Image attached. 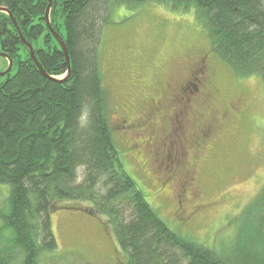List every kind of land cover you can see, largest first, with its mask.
<instances>
[{
    "label": "trees",
    "instance_id": "trees-1",
    "mask_svg": "<svg viewBox=\"0 0 264 264\" xmlns=\"http://www.w3.org/2000/svg\"><path fill=\"white\" fill-rule=\"evenodd\" d=\"M143 1L52 0L48 18L68 66L46 26L48 0H0L11 15L0 12V52L15 66L0 84V184L9 191L0 210V264H39L55 251L50 219L63 206L106 218L125 264H260L237 246L216 254L171 230L119 158L102 85V25L109 3ZM155 1L192 11L210 52L237 75L264 82V0ZM20 35L55 79L39 72ZM252 206L264 209V188Z\"/></svg>",
    "mask_w": 264,
    "mask_h": 264
},
{
    "label": "rangeland",
    "instance_id": "rangeland-1",
    "mask_svg": "<svg viewBox=\"0 0 264 264\" xmlns=\"http://www.w3.org/2000/svg\"><path fill=\"white\" fill-rule=\"evenodd\" d=\"M109 6L108 19L102 25L100 66L109 102L112 137L125 171L149 205L182 238L210 248L216 254H229L237 246L264 264V209L260 211L252 206L264 188L262 78L237 75L215 54L212 56L218 62L213 57L208 59L207 63L214 68L218 88L212 94L213 106L221 110L223 104L239 97L242 111L222 127L215 145L209 150L211 143L206 144L207 151L194 160L193 180L185 189L186 201L182 207L189 219L183 221L176 212V202L182 200L178 196L181 195L179 174L176 171L165 174L163 166L154 169L147 154L159 140H165L168 149L170 143L180 147L181 141L186 149L185 156L192 160L190 143L185 142L184 137L178 140L172 135L178 125H173L172 132L166 128L164 139L163 136L159 138V133L149 134L133 128L134 133L127 132V144L117 127L123 118L130 123L141 120L143 107L140 108L134 98L137 96L138 102L142 100L144 84L149 85L154 78L163 82L169 64L179 60L186 62L190 54L210 51L207 33L195 21L192 11H172L170 5L155 0L111 2ZM7 66L8 62L6 64L0 57V72L6 71ZM10 73H15V66ZM2 82L4 79L0 77V84ZM151 98L156 103L155 97ZM177 98L182 102L177 107L182 106L184 112L183 97ZM195 98L191 97L193 105ZM147 102L143 100L142 105ZM193 115L198 117L195 112ZM140 153L145 154L144 159L139 157ZM8 193V187L0 184L1 211L7 206ZM256 212L261 216H256ZM50 220L57 249L43 253L39 264L126 263V256L119 249L106 218L90 215L74 206H63L51 214Z\"/></svg>",
    "mask_w": 264,
    "mask_h": 264
},
{
    "label": "flooded vegetation",
    "instance_id": "flooded-vegetation-1",
    "mask_svg": "<svg viewBox=\"0 0 264 264\" xmlns=\"http://www.w3.org/2000/svg\"><path fill=\"white\" fill-rule=\"evenodd\" d=\"M212 55L213 53L210 51L190 54L186 62L179 60L169 64L168 70L164 74L163 82L154 78L149 85H143L145 89L141 95L142 100L138 102V97L134 98L137 105L140 108L141 106L143 107L141 108L143 110L141 120H135L130 123L123 118L120 126L117 127L126 141L127 132H135L132 130L133 128L149 134L159 133V138L163 136L164 139L166 128L172 132L173 125L175 123L178 125V129L175 132L173 131L172 135L176 136L178 140L184 137V141L190 143L191 149H193L192 160H188L189 158L185 156L186 149L183 148L181 141L179 143L180 147H178L177 143H172V145L170 143L168 149L165 140L164 142L159 140L156 145H152V149L148 150L147 154L152 159L151 162L155 167L154 169H160V166H163V170H166L165 174L172 171H176L179 174V185L182 191L180 190L181 195L178 196L182 200L176 202V212L183 218V221L189 219V215H184L183 212L185 210L182 207L186 201L185 189H187L190 181L193 180L192 166L194 160H198L200 155L207 151L204 147L206 144L211 143L210 146L208 144L209 150L215 145L219 133L223 130L222 127L226 126L232 118L238 116L242 111L240 106L242 101L239 97L223 104L224 106L221 110L213 106L212 94L216 93L218 88L215 81L216 75L212 71L214 68H211L209 63H207L208 59L213 57ZM213 59L217 61L216 58L213 57ZM192 80L193 82H191ZM189 85H191V89ZM180 96L183 97V101L186 104V106L183 105L184 112L181 111L182 106L177 107L179 103H182L177 98ZM193 96H196L195 105L191 101ZM151 97H155L156 103ZM166 98H169L168 101ZM143 100L148 101L145 106L142 105ZM159 100L165 101L166 109L163 106L164 102L160 103ZM194 112L197 113L198 117L193 115ZM125 143L127 144V141ZM144 156V153L139 155L141 159H144ZM149 172L154 173L156 170H150ZM160 175L164 176L163 173H160Z\"/></svg>",
    "mask_w": 264,
    "mask_h": 264
},
{
    "label": "water",
    "instance_id": "water-1",
    "mask_svg": "<svg viewBox=\"0 0 264 264\" xmlns=\"http://www.w3.org/2000/svg\"><path fill=\"white\" fill-rule=\"evenodd\" d=\"M52 7V0H48V5H47V8L45 10V22H46V26L48 28V30L51 32V34L54 36V38L57 40V42L59 43L60 45V49H62L63 53H64V56H65V59H66V62L69 66V58H68V52H67V49H66V46H65V43L62 41V39L53 31V29L51 28V25H50V21H49V13H50V9ZM0 12H4L6 13L9 17H11V15L8 13V11L6 9H2L0 8ZM12 22L13 24L16 26V22L14 19H12ZM20 38H21V41L23 42V44L28 48V51H29V54H30V57L32 59V61L34 62V64L36 65V67L38 68L39 72L46 78H50V79H55V78H52V77H49L41 68L40 64L36 61V58L34 56V52L32 50V47L30 46V44H28L26 42V40L20 35ZM0 57L6 59V61L8 62V66H7V69L6 71H3V72H0V77H4L6 76V74H8L10 71H11V68H12V61L3 53L0 52ZM70 68H68V73L67 75L69 74V70Z\"/></svg>",
    "mask_w": 264,
    "mask_h": 264
},
{
    "label": "crops",
    "instance_id": "crops-1",
    "mask_svg": "<svg viewBox=\"0 0 264 264\" xmlns=\"http://www.w3.org/2000/svg\"><path fill=\"white\" fill-rule=\"evenodd\" d=\"M4 61L7 62L6 59H4Z\"/></svg>",
    "mask_w": 264,
    "mask_h": 264
}]
</instances>
